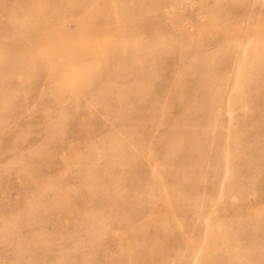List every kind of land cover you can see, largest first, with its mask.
I'll list each match as a JSON object with an SVG mask.
<instances>
[{
  "label": "rangeland",
  "instance_id": "374dc122",
  "mask_svg": "<svg viewBox=\"0 0 264 264\" xmlns=\"http://www.w3.org/2000/svg\"><path fill=\"white\" fill-rule=\"evenodd\" d=\"M0 264H264V0H0Z\"/></svg>",
  "mask_w": 264,
  "mask_h": 264
},
{
  "label": "bare ground",
  "instance_id": "6f19581e",
  "mask_svg": "<svg viewBox=\"0 0 264 264\" xmlns=\"http://www.w3.org/2000/svg\"><path fill=\"white\" fill-rule=\"evenodd\" d=\"M228 114L231 115V116L233 115V111H232L231 108L228 109Z\"/></svg>",
  "mask_w": 264,
  "mask_h": 264
}]
</instances>
